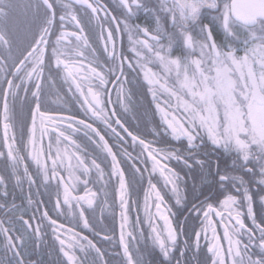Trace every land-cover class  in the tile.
<instances>
[{
  "label": "snow or ice",
  "instance_id": "6c2138e0",
  "mask_svg": "<svg viewBox=\"0 0 264 264\" xmlns=\"http://www.w3.org/2000/svg\"><path fill=\"white\" fill-rule=\"evenodd\" d=\"M0 264H264V0H0Z\"/></svg>",
  "mask_w": 264,
  "mask_h": 264
}]
</instances>
